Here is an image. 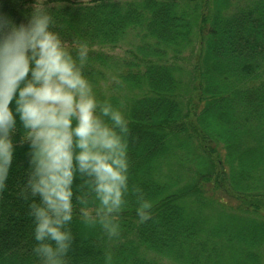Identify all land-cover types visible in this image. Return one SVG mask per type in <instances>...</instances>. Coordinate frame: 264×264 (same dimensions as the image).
Here are the masks:
<instances>
[{"label":"trees","instance_id":"16d2710c","mask_svg":"<svg viewBox=\"0 0 264 264\" xmlns=\"http://www.w3.org/2000/svg\"><path fill=\"white\" fill-rule=\"evenodd\" d=\"M47 2L65 39L92 49L85 71L99 98L124 101L130 118L119 229L110 235L75 215L67 264H255L253 249L264 244V0ZM30 3L2 7L19 22ZM131 37L134 53L115 66L105 48ZM195 51L196 62L182 66ZM108 69L124 86L104 94ZM15 138L16 161L0 191V264H37L22 128ZM74 188L96 203L86 177ZM140 199L153 203L144 223ZM229 251L237 255L227 259Z\"/></svg>","mask_w":264,"mask_h":264},{"label":"clouds","instance_id":"9594fccd","mask_svg":"<svg viewBox=\"0 0 264 264\" xmlns=\"http://www.w3.org/2000/svg\"><path fill=\"white\" fill-rule=\"evenodd\" d=\"M0 0V191L17 157L23 129L29 173L22 193L30 197L32 254L37 264H67L68 225L77 214L100 223L110 235L129 190L130 118L124 101L101 100L85 68L87 41L69 43L52 5L31 0L17 21ZM113 87L124 82L111 77ZM87 178L96 203L76 194L77 176ZM80 204L79 208L77 204ZM153 203L140 199L139 222L151 219Z\"/></svg>","mask_w":264,"mask_h":264},{"label":"rangeland","instance_id":"374dc122","mask_svg":"<svg viewBox=\"0 0 264 264\" xmlns=\"http://www.w3.org/2000/svg\"><path fill=\"white\" fill-rule=\"evenodd\" d=\"M136 39L134 38H128L126 40H124L123 42H121L120 46L113 49V48H105V51L108 52L109 55L113 56V58H115V60H119V62L115 65L114 62H112L113 65L115 66H122L123 65V58H126V59H130V56H132L131 54L134 53V48L133 47V41H135ZM185 55H188V52L185 53ZM197 53L196 51L192 54L191 56V59L190 61L187 63L183 62V61H180L181 65L183 66H190L192 65L194 62H196L197 60ZM124 67L122 68H119V69H123ZM112 70L111 69H108L107 70V77L106 79H103L102 81H100V87H101V90L104 91L105 93L104 94H107L110 92V89H111V85L113 84V82L111 81V77H116L114 76L112 73ZM117 78V77H116ZM103 93V92H102ZM241 214L243 215H250L252 217H255V218H262L263 216H257L256 214H245L243 212H240ZM254 251V254L257 256V260H256V263L255 264H264V244L262 245H258L257 248H254L253 249ZM237 254H234V251H229L227 253V259L230 257H235ZM244 255V254H243ZM238 259V257H236ZM231 263V261H229ZM233 264V263H232Z\"/></svg>","mask_w":264,"mask_h":264}]
</instances>
